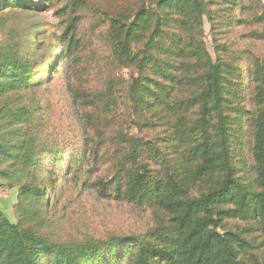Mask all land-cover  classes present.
I'll return each instance as SVG.
<instances>
[{
  "label": "trees",
  "instance_id": "obj_1",
  "mask_svg": "<svg viewBox=\"0 0 264 264\" xmlns=\"http://www.w3.org/2000/svg\"><path fill=\"white\" fill-rule=\"evenodd\" d=\"M52 1L0 0V11H41ZM84 6L63 0L55 11L63 28L49 51L19 40L0 48V96L46 83L37 65L51 51L48 79L77 65L91 28ZM246 13L264 25L261 0H139L102 18L104 67L129 74L72 88L83 133L71 151L38 142L33 103L5 110L10 140L0 144V179L25 182L17 220L0 211V264H248L264 250V59L221 46L222 56H212L203 37L205 20L226 32ZM120 89L124 122L116 115ZM132 127L154 134L140 137ZM58 180L147 209L152 225L53 241L41 229L57 203Z\"/></svg>",
  "mask_w": 264,
  "mask_h": 264
},
{
  "label": "rangeland",
  "instance_id": "obj_2",
  "mask_svg": "<svg viewBox=\"0 0 264 264\" xmlns=\"http://www.w3.org/2000/svg\"><path fill=\"white\" fill-rule=\"evenodd\" d=\"M85 6L82 14L85 23L91 28L86 31L87 43L79 52V61L75 67H59L58 71L47 78L49 66L53 63L52 51L40 59L37 65L38 78H43L31 90H22L12 95L0 96V144L9 143L8 130L4 120L6 109L14 110L21 104L33 103L37 107L36 118L40 133L38 142L56 143L64 150L71 151L76 140L83 132L81 109L71 100L72 88L87 89L98 87L107 78L114 75L118 82L128 77L127 69L104 67L107 59L105 44V27L101 24L102 18L123 8H133L139 0H80ZM51 5L41 11H23L8 9L0 11V48L12 41H29L33 45L39 43L41 48L53 46L56 36L62 31L63 25L55 15L56 9L63 5V0H54ZM264 4V0H261ZM245 23L228 31H216L205 20L203 25L204 41L209 53L214 56L221 52L216 49L226 47L229 52L237 50L250 51L264 59V25L255 24L251 19L253 15L241 16ZM98 22V23H94ZM83 37V36H82ZM84 38V37H83ZM84 41V39H83ZM98 67V69H97ZM118 110L116 115L123 122L126 112V102L123 90L116 93ZM125 126V125H124ZM132 134L149 138L154 131L150 129L138 130L131 128ZM4 165H0L2 168ZM106 170L101 167L100 171ZM57 203L49 210V223L41 229L49 239L58 242L80 240L84 237H107L112 234H125L128 232H143L152 225V215L149 210L116 202L101 200L94 193L83 190L73 183H61ZM21 183L25 179L20 180ZM16 181L9 182L0 179V211L11 222L17 220L15 201L18 190ZM248 264H264V250L255 253L253 260L245 259Z\"/></svg>",
  "mask_w": 264,
  "mask_h": 264
}]
</instances>
